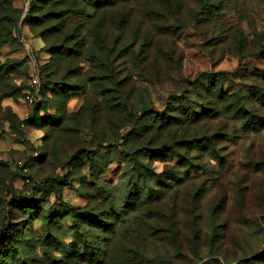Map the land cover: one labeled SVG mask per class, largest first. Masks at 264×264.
<instances>
[{
  "label": "rangeland",
  "instance_id": "1",
  "mask_svg": "<svg viewBox=\"0 0 264 264\" xmlns=\"http://www.w3.org/2000/svg\"><path fill=\"white\" fill-rule=\"evenodd\" d=\"M9 1L10 8L22 13L13 36L0 46V72L2 66L8 69L7 82L19 88V92L5 96L8 86L0 79V228L9 224L22 227L24 237L33 244L30 255L35 258L33 264H57L47 260L42 251L44 217L30 218L26 210L7 203L12 192L32 190V186L24 183L25 173L19 171L18 161L31 157L26 174L35 179L71 178L75 170L64 168L70 155L84 149L85 153L95 152L99 141H112L102 148L103 153L116 149L106 154L104 161L109 165L104 178L121 195L126 190L121 180L125 178L129 160L118 139L134 126L144 109L162 112L174 98L202 101L206 91H202L204 82H201L210 73L233 72L234 88L241 76L249 75L248 71L254 67L264 69L261 55L264 0H132L126 8L125 23L115 26L119 39L111 42L115 50L110 75L88 55L92 45L83 56L71 57L72 69L77 73L73 72L69 78L86 86L88 91L73 93L68 109L77 112L84 108L78 115L80 122L73 119L67 122L69 128L77 130L56 131L49 138L50 145L54 141L57 144L58 153L44 161L32 155L43 151L46 132L30 126L26 141L22 142L13 121L15 115L22 117L32 110L24 99V91L35 65L41 66L51 59L46 47L60 37L45 39L40 36V26L24 20L30 0H7V4ZM120 11H126L123 4L114 9V13ZM2 18L0 30H7L10 22ZM81 20L76 15L69 23ZM110 27L113 25L108 22L103 30ZM63 70L64 65L58 73ZM96 75L105 78L98 79ZM252 81L258 82L250 77L245 84ZM103 85L108 90L114 87V92L107 90V93L115 97L105 100L98 96L95 89ZM88 92L91 95L87 101L96 103V97L101 99L96 114L91 113L84 101ZM182 132L189 136L221 133L216 137L221 157L191 150L189 155L201 167L199 172H188L177 157L165 161L144 159L156 171H173L183 180L152 203L150 210L136 208L127 213L123 227L128 229L116 237L107 264H249L252 256L264 250V130L246 134L238 128L234 117L227 114L188 126ZM162 136L168 139L167 134ZM72 183L63 190L61 199L82 207L86 204L85 197L76 190L77 182ZM36 197L41 198L45 207L58 203L54 194L50 198L42 194ZM68 225V221L58 223L51 232L69 242ZM60 255L61 251L52 249L50 257ZM12 264L23 262L14 258Z\"/></svg>",
  "mask_w": 264,
  "mask_h": 264
},
{
  "label": "trees",
  "instance_id": "2",
  "mask_svg": "<svg viewBox=\"0 0 264 264\" xmlns=\"http://www.w3.org/2000/svg\"><path fill=\"white\" fill-rule=\"evenodd\" d=\"M131 2L132 0H30L24 20L40 26V36L45 39L49 36L60 37V40H54L46 47L51 54L48 63L41 65L42 67L38 66L42 98L33 108L32 116L26 121L28 127L37 126L46 132L44 149L39 151L38 155H32L34 159L44 161L50 156L56 157L57 144L54 141L50 145L49 141L56 131L77 130L76 127L69 128L67 122L70 119L79 121L78 115L84 107L77 112H70L69 102L73 93L88 90L80 82L69 78L76 72L72 69L71 57L83 56L85 49L92 45L88 55L95 58L97 64L105 67L109 72L106 74L110 75V66L113 64L112 51L115 50L111 42H118L119 39L115 26L125 23L126 8ZM120 4L124 5L126 11L114 13V9ZM9 5L10 1L7 4V0H0V21L4 22L2 17H6L7 22H10L7 30H0V46L11 39L22 13H16ZM3 10L6 11L5 14L1 13ZM76 15L82 20L69 23ZM108 22L113 27L103 30ZM261 53L264 57V48ZM63 65L64 70L60 74L58 71ZM7 70L1 67L0 79L1 83L8 86L9 92L5 96H12L19 92V88L7 82ZM248 72L249 75H242L241 81H238L234 88L231 83L235 80L233 72L222 70L208 74L207 80L201 82H204L202 91H206L202 101L174 98L172 104L167 105L162 112L144 109L143 114L134 121V126L118 139L129 160L125 178L121 180L126 190L121 195H117L110 184L111 181L104 178L109 165L104 161L107 159L106 154L115 152L116 149L103 153L102 148L110 146L112 141H99L95 152L85 153L84 149L80 153L78 151L70 155L64 163V168L71 167L72 171L75 170L76 173L71 178L47 176L41 180L28 174L31 183H26L23 176L24 183L32 186V190H20L19 194L12 192V198L7 203L26 210L30 218L44 217L46 231L41 247L46 259L57 264H107L112 258L111 252L116 237L128 229L123 227L128 218L127 213L136 208L150 210L152 203L160 200L173 184L183 180L180 174L173 171H156L149 161L144 159L165 161L177 157L180 165L188 172H199L201 167L197 166L189 155L191 150L209 152L218 158L221 157V146L216 139L221 133L202 132L201 135L189 136L182 132L188 126L200 125L208 119L230 114L237 121L238 128L246 134L264 130V69L254 67ZM58 74L60 76H57ZM43 75L47 76L45 80ZM96 76L98 79L105 78ZM250 77L256 78L258 82L245 84ZM107 90L108 87L103 85L95 89V93L105 100H110L114 95L107 93ZM109 91L114 92L115 88L112 87ZM90 95L88 92L84 101L91 113L96 114L101 99L96 97V103L87 101ZM13 122L21 139L25 133L20 129V117L15 115ZM164 134L168 135V139L163 138ZM30 158L26 159V166H29ZM19 171L22 172V169ZM73 181L77 182L76 190L85 197L86 204L82 207L73 206L61 199L63 190L72 186ZM154 184L160 186L159 189L155 188ZM39 194L47 198L54 194L58 203L45 207L41 204V198L36 197ZM64 221L69 222V242L59 234L51 232L56 224H62ZM170 231L173 233L171 229ZM32 245L29 239L24 237L22 227L17 228L11 224L1 227L0 264H12L14 258L23 264H33L35 258L30 256L33 254ZM52 249H58L61 255L57 258L50 257ZM248 263L264 264V250L252 256Z\"/></svg>",
  "mask_w": 264,
  "mask_h": 264
},
{
  "label": "built area",
  "instance_id": "3",
  "mask_svg": "<svg viewBox=\"0 0 264 264\" xmlns=\"http://www.w3.org/2000/svg\"><path fill=\"white\" fill-rule=\"evenodd\" d=\"M40 88H41V78L39 74V68L35 65L34 67V73L31 77L30 84L24 91V99L25 101L31 106L32 110L38 103V101L41 99L40 95ZM32 110H27L21 119L20 123V129L25 133L21 137V141H26V130L28 128L26 121L29 120V118L32 116ZM38 151L35 152V155H38ZM19 167L22 169V172L25 173V181L27 183H31V179L28 177L26 172L28 171V167L26 166L25 161L19 160L18 161Z\"/></svg>",
  "mask_w": 264,
  "mask_h": 264
}]
</instances>
